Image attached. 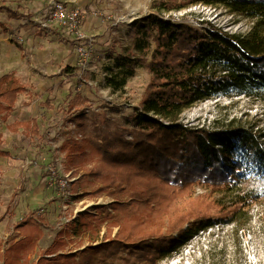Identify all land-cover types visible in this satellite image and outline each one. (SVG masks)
Returning a JSON list of instances; mask_svg holds the SVG:
<instances>
[{"label": "trees", "instance_id": "1", "mask_svg": "<svg viewBox=\"0 0 264 264\" xmlns=\"http://www.w3.org/2000/svg\"><path fill=\"white\" fill-rule=\"evenodd\" d=\"M199 3L224 6L252 20V26L247 33L235 34L207 21V27H197L161 15ZM152 9L132 23L130 44L109 56L112 62L106 67L105 85L112 93L122 92L137 68L151 74L150 87L139 106L125 122L109 121L102 114H84L87 102L75 93L68 102V111L80 107L74 121L86 137L82 144L66 139L60 147L66 172L83 169L81 176L70 183L75 194L86 184H97L90 191L94 195L118 190L127 200L115 207L125 217L136 220L138 226L149 212L158 218L167 213L170 218L168 236L152 232L143 238L119 234L107 244L110 250L102 251L108 257L115 250L119 254L137 250L148 253L151 259L159 257L183 236L181 228L186 221L203 229L234 223L244 208L259 198L257 195L236 196L231 206L235 211L218 215H212L209 206L197 212L192 211L198 207L184 211L183 198L191 196L197 187L214 193L232 192L249 173L264 174V134L255 126L232 123L198 128L179 122L185 109L213 96L264 92V0H158ZM0 12L9 18L19 17L6 6H0ZM0 31H9L1 21ZM11 40L21 48L16 37ZM25 92L15 73L0 76V118L8 119ZM8 130L24 136L38 134L35 121H14ZM126 132L131 140L125 138ZM6 156L8 153L0 147V157ZM92 223L87 216L80 217L73 224L74 230L80 233L92 229L96 234ZM43 224L39 212L23 217L16 227L20 239H12L1 252L2 264H75L79 256L87 255L89 249L65 255L68 234L60 231L49 247L39 251L36 261L30 262L28 257L43 236ZM174 234L179 237L173 238Z\"/></svg>", "mask_w": 264, "mask_h": 264}, {"label": "rangeland", "instance_id": "2", "mask_svg": "<svg viewBox=\"0 0 264 264\" xmlns=\"http://www.w3.org/2000/svg\"><path fill=\"white\" fill-rule=\"evenodd\" d=\"M86 1L87 7L92 9L81 10L83 25L89 14L97 19V26L84 25L86 35L90 34L94 40L91 70L84 76L90 85H82L77 80L75 41L49 20L45 0H0V5L17 8L23 17L9 19L0 12V21L6 22L10 28L8 32L0 31V76L13 72L26 88L8 119L0 118L3 139L0 147L9 154V157H0V216L11 200L13 187L21 178V170L38 166L45 172L50 165L56 169L57 181H68L69 184L65 191L49 184V198L44 205L36 204L34 201L41 200L35 199L32 194L23 197L21 208L17 210L19 214L15 216L12 208L5 217L8 225L0 233V242L7 243L17 237L14 231L16 222L28 211L34 210L44 219V234L29 256L32 263L38 258L39 251L49 247L57 234L64 231L68 234V244L63 250L65 255L89 249L86 256L72 260L75 264H264V174L255 171L249 173L232 192L214 193L197 187L191 196L183 198L184 211L198 207V210L192 211L197 212L209 206L212 207V215H218L235 211L231 206L236 196L257 195L259 198L244 208L234 223L214 224L203 229L186 221L181 228L184 234L178 242L169 251L152 259L148 253L137 250L120 254L115 250L110 257L103 254L102 251L110 250L107 244L119 234L121 237L132 233L143 238L152 232L168 236L170 218L167 213L158 218V215L149 212L145 222L138 226L136 220L125 217L115 207L127 200L118 190L91 194L97 184H86L77 194L71 190L70 183L81 176L83 169H70L68 180L66 175L69 172L64 169V152L60 147L66 139L70 143L82 144L86 135L74 121L80 107L68 111V102L75 93H80L87 102L84 114L98 113L109 121L125 122L148 91L151 74L144 68H137L124 90L112 93L105 85L106 67L112 62L109 56L118 54L130 44L132 23L151 13L153 3L158 0ZM35 4H39L41 9L34 13ZM161 15L164 19L197 27H207V21L222 31L235 34L247 33L253 23L224 6L202 3L188 5L178 11L162 12ZM15 36L21 49L11 42ZM66 68L69 71H65ZM27 120L36 122L37 135L24 137L11 134L8 130L14 121ZM179 122L198 128L240 123L253 125L255 130L264 134V92L251 96L232 93L213 96L185 109ZM124 136L131 140L129 133ZM15 169L19 171L15 172ZM47 179L49 181L48 175ZM84 191L86 194H82ZM20 196L22 191L16 192L15 202ZM84 216L93 222L91 226L96 228V234L92 229L80 233L74 230V222ZM178 237L173 235V238Z\"/></svg>", "mask_w": 264, "mask_h": 264}, {"label": "built area", "instance_id": "3", "mask_svg": "<svg viewBox=\"0 0 264 264\" xmlns=\"http://www.w3.org/2000/svg\"><path fill=\"white\" fill-rule=\"evenodd\" d=\"M45 10L49 20L75 41L74 53L77 59V80L82 85H90L91 83L84 76L91 70L90 59L92 57L91 52L94 46V40L91 36L86 35L83 30V15L81 9L70 7L67 0H45ZM43 26L46 25L43 24ZM45 174L48 175L51 186H56L62 191L68 188V181H57L56 169L54 167L47 166ZM70 176L69 172L66 178L69 180Z\"/></svg>", "mask_w": 264, "mask_h": 264}, {"label": "crops", "instance_id": "4", "mask_svg": "<svg viewBox=\"0 0 264 264\" xmlns=\"http://www.w3.org/2000/svg\"><path fill=\"white\" fill-rule=\"evenodd\" d=\"M67 1H68V5L70 7H72V8H79L81 10H83V8H87L86 10L92 9V8H88L87 7L88 1H86V0H67ZM0 6H6V5H0ZM35 6H34V10H35L34 13L37 12L39 9H41V6L39 4H35ZM6 7H8V6H6ZM8 8H10V7H8ZM12 10L16 11V13H17V15L19 17H17V18H9L8 15H7V13H5V12H2V13H5L9 19H21V18H23L22 15L20 13H18V9L17 8L12 9ZM1 22H4V21H1ZM4 23H6V22H4ZM86 23H88V25L92 24L94 26H97V19H95L94 17H92V14H89V16L87 15V17H86ZM86 23H84V25H86ZM84 25H83V30L86 33L85 28H84ZM9 31H10V28H9ZM16 39H17V37H16ZM11 42H12V40H11ZM27 121H33V120H27ZM17 134H19V133H17ZM14 135H16V134H14ZM22 136H24V135H22ZM30 136H32V135H30ZM30 136H24V137H30ZM6 157H9V154ZM20 158H23V157H20ZM17 171H19V170L18 169H15V172H17ZM21 172H22V174H21ZM21 172L19 173V175L21 176V178H19V181L17 183H15L17 185H14V187H13V190H12V193H11V200L7 204V207H6V210H5L4 214L1 215V216H3V220L0 222V233L4 229V227L6 225H8V221L5 220V217L8 215V213L11 212L10 210L12 208L14 209L15 216H17L19 214V211L17 212V210H18V208H21L20 206L22 205L23 197L27 196L28 194H32V195L35 196V199L41 200V201H34L36 204H42V205H44V203H47L48 202V199H46V198H49V196L47 195V192H48L50 186H49V181L47 179V176H46L45 172L43 171V169L41 167H38V166H33V167H30V168H26L23 171L21 170ZM18 183H19V186H18ZM14 191H17L18 193L22 191V196L19 197L18 202L17 201L15 202V199H14L16 197V195L12 197V194H13ZM30 197L31 196H29V198ZM38 207H40V206H38ZM32 211H34V210H32ZM32 211H28L27 214L30 213V212H32ZM25 216H23V217H25ZM21 219H19V221ZM19 221L16 222V225L14 227V231L17 234V237L12 238V239H14V241H17V240L20 239L19 231L16 229L17 223ZM42 229H43V226H42ZM43 234H44V232H43ZM12 239H10L7 243L0 242V255H1V252L4 249L7 248L8 243ZM28 259H29V257H28ZM0 260H1V258H0Z\"/></svg>", "mask_w": 264, "mask_h": 264}]
</instances>
